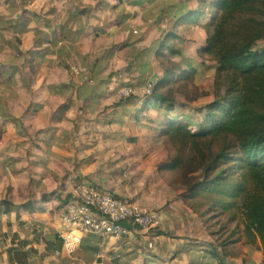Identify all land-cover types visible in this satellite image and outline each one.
Instances as JSON below:
<instances>
[{
  "label": "crops",
  "instance_id": "obj_1",
  "mask_svg": "<svg viewBox=\"0 0 264 264\" xmlns=\"http://www.w3.org/2000/svg\"><path fill=\"white\" fill-rule=\"evenodd\" d=\"M195 6V0H0V200H37L21 213L24 224L0 208V264H217L205 252L210 237L201 220L157 170L167 154L156 132L165 124L163 111L142 110L140 96L116 94L121 84L161 75L157 52L166 33L181 37L172 59L199 70L192 50L197 54L205 31L177 23ZM263 44L264 35L255 47ZM72 63L80 75L71 73ZM38 129L44 131L36 147L30 141ZM80 181L164 207L162 218L105 239L88 233L77 251L64 253L56 196ZM51 192L53 198L41 199ZM234 260L241 257L228 263Z\"/></svg>",
  "mask_w": 264,
  "mask_h": 264
},
{
  "label": "trees",
  "instance_id": "obj_2",
  "mask_svg": "<svg viewBox=\"0 0 264 264\" xmlns=\"http://www.w3.org/2000/svg\"><path fill=\"white\" fill-rule=\"evenodd\" d=\"M195 1L177 23L205 31L196 51L203 63L216 66L208 84L197 83L195 66L172 59L180 54L176 40L181 37L170 32L160 41L161 75L142 97V110L158 107L165 116L156 132L167 154L157 170L201 220L210 237L205 252L217 264L241 257L245 245L256 246L259 264H264V44L255 47L264 35V0ZM33 59L27 51L30 66ZM179 104L191 108L175 114ZM43 131L33 132L31 145L37 147ZM53 193L41 199L49 200ZM56 197L63 203L70 194ZM36 202L13 204L7 198L0 200V208L24 224L21 213Z\"/></svg>",
  "mask_w": 264,
  "mask_h": 264
},
{
  "label": "built area",
  "instance_id": "obj_3",
  "mask_svg": "<svg viewBox=\"0 0 264 264\" xmlns=\"http://www.w3.org/2000/svg\"><path fill=\"white\" fill-rule=\"evenodd\" d=\"M72 67L79 66L72 63ZM152 85L149 78L142 85L137 82L124 83L116 88V94L119 98L143 97L151 92ZM68 194L70 198L63 202L57 212L59 245L62 252L67 254L77 251L88 233L105 239L127 232L128 226L147 229L157 225L163 215L162 208L144 207L130 198L100 189L91 182H78L74 189L63 192L64 196ZM11 257L17 262L19 250L13 249Z\"/></svg>",
  "mask_w": 264,
  "mask_h": 264
},
{
  "label": "rangeland",
  "instance_id": "obj_4",
  "mask_svg": "<svg viewBox=\"0 0 264 264\" xmlns=\"http://www.w3.org/2000/svg\"><path fill=\"white\" fill-rule=\"evenodd\" d=\"M200 38H201L200 34H196L194 36L193 41L194 42L200 41ZM191 41H192L191 39L188 40L186 42V44L187 45L192 44ZM194 42H193V45H194ZM192 52H193V56L196 58V60H200L199 61V65H200V68H201V66H202L201 59L197 56V54H195L194 50H192ZM172 58L175 59L176 57L172 56ZM179 58H180V56L178 57V59ZM215 66L216 65L213 62H209V65H208V68H207L205 63H203L202 69L200 70V68H199V70H197V73H196V77H197L196 81H197V83H201V84L203 83V85L208 84L210 82V80L212 79V77H213V73H214L213 70H214ZM69 70L71 71V73L73 75H80V72H79L80 71V67H72V68H69ZM95 77L98 78L97 76H94V77H91V78H95ZM177 98H178V102L179 103H181L183 101V98L181 96H177ZM192 104H194V103H192ZM190 108L191 107L188 108L187 106H182L181 104H179L177 106V108H175L174 113L178 114L180 112L188 111ZM72 189H74V187ZM162 208L164 210V207H162ZM246 246H247V250L244 251V254L241 256V260H234L233 264H259V253H258L259 249L256 246L245 245L244 247H246ZM260 254H261V251H260ZM80 264H85V263L80 262Z\"/></svg>",
  "mask_w": 264,
  "mask_h": 264
}]
</instances>
